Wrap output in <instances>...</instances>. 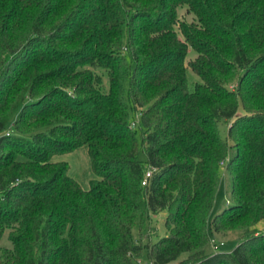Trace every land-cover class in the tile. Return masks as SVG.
<instances>
[{
	"label": "trees",
	"instance_id": "trees-1",
	"mask_svg": "<svg viewBox=\"0 0 264 264\" xmlns=\"http://www.w3.org/2000/svg\"><path fill=\"white\" fill-rule=\"evenodd\" d=\"M83 146L88 189L54 160ZM260 223L264 0H0V264H264Z\"/></svg>",
	"mask_w": 264,
	"mask_h": 264
},
{
	"label": "rangeland",
	"instance_id": "rangeland-1",
	"mask_svg": "<svg viewBox=\"0 0 264 264\" xmlns=\"http://www.w3.org/2000/svg\"><path fill=\"white\" fill-rule=\"evenodd\" d=\"M179 16L181 19H186L188 21H192L194 16L193 14L189 13L186 6L179 8ZM197 57V52L193 49H190L187 60H193ZM107 78H105L106 80ZM188 81L189 84L192 86L194 82L200 81V78L191 70L188 71ZM107 88V87H106ZM135 121V120H134ZM138 123V118L136 120ZM230 122L229 121H221L220 122V130L221 135L226 138L228 134V126ZM137 130L139 131V126L137 127ZM139 138L141 137L140 131L138 132ZM141 144V141H140ZM235 153V150H231V155ZM55 161H66L70 165L69 174L73 176L85 189H88L90 186V181L94 178H96L90 164V157L88 154V150L86 146L79 147L76 150L64 153L60 155L54 156ZM232 186H233V180L230 173L227 171V168L225 165H223V172H222V178L220 187L218 189L216 200L214 204V208L211 213V217L215 216L217 213L221 212L224 208L228 207L230 204H228V201L230 203H234V198L232 196ZM165 216L166 213H161L157 220L153 221L151 225L150 232L153 235V239L156 240L159 237H162L166 234V228H165ZM260 230H264V226L262 223L258 225ZM135 236H137V232H134ZM242 233L240 231H228L223 234H219L215 236L216 244L220 242H224L225 245L219 246L218 250L220 251H231L234 249L238 244V239L240 238V235ZM1 244L5 247H11V241L9 240V231H6V233L3 235ZM210 252H214L215 245L212 243L209 245ZM143 262H150L151 261L143 255L141 258ZM178 264V262H175V264ZM140 264V263H137Z\"/></svg>",
	"mask_w": 264,
	"mask_h": 264
},
{
	"label": "built area",
	"instance_id": "built-area-1",
	"mask_svg": "<svg viewBox=\"0 0 264 264\" xmlns=\"http://www.w3.org/2000/svg\"><path fill=\"white\" fill-rule=\"evenodd\" d=\"M155 170L156 169L155 168H152V167H150V168L147 169V171L145 173V177L143 179V185H147L149 179L152 177V175H153V173H154ZM211 243L213 245H215V250H218L219 246L225 245L224 242H220L219 244L218 243L216 244L215 239H212ZM138 263H140V264H153L152 262L151 263L150 262H143L141 259H138ZM173 264H175V263H173ZM192 264H199V263H192Z\"/></svg>",
	"mask_w": 264,
	"mask_h": 264
}]
</instances>
